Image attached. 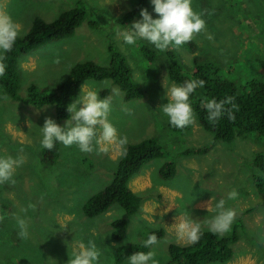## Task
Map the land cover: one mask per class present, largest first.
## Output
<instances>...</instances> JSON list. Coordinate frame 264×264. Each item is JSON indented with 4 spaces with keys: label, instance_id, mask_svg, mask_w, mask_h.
Returning a JSON list of instances; mask_svg holds the SVG:
<instances>
[{
    "label": "rangeland",
    "instance_id": "374dc122",
    "mask_svg": "<svg viewBox=\"0 0 264 264\" xmlns=\"http://www.w3.org/2000/svg\"><path fill=\"white\" fill-rule=\"evenodd\" d=\"M146 3L143 9L154 19L159 18L151 0ZM138 6V0H0V14L10 16L18 25L19 37L29 31L36 18L50 23L78 7L88 14L87 22L75 37L49 43L21 59V100L11 99L0 86V96L8 97L7 101L0 99V156L25 160L14 173L16 183L0 185V264H17L9 255L10 247L15 251L25 239L19 235L18 244H12L14 232L20 231L17 214L28 224L30 239H26L33 253L28 264H68L71 253L79 250L81 242L87 245L89 240L95 241L101 253L99 264H116L114 249L141 245L149 232L158 229L164 230V237L150 251L159 264H168L172 244H190L186 237L179 236L176 224L199 223L201 232L209 230L207 221L216 215L215 206L220 199H225L226 208L236 212L225 233L231 232L239 221L240 240L233 246V260L226 264H264V206L254 179L262 174L253 164L258 153L264 154V137L251 134L247 139L214 145V136L200 126L194 110V123L188 126L190 132L174 131L160 110L169 102L167 89L179 85L169 79L166 70L162 71L166 51L155 49V60L162 61L150 63L141 49L148 41L137 39L135 45H129L119 35L142 19L143 9L132 14ZM192 7L197 13L208 9L213 14L210 28L206 14L202 17L206 31L193 39L198 44L196 53L184 45L171 48L190 75L198 54L217 59L224 76H231L239 84L250 81L251 75L264 82V0H192ZM89 22L96 27L93 29ZM110 45L121 49L133 79L143 86L145 97L127 101L121 88L111 80H92L83 85L76 100L87 91H95L101 99L111 97L108 120L120 138H127V143L120 147L109 145L106 153H84L76 145L65 147L60 143L57 165L45 168L41 162L40 127L49 117L61 127L68 120H59L53 106L37 109L27 104L29 87L36 85L42 93H50L77 63L92 60L105 64ZM245 64L247 67H242ZM250 66L256 68L249 71ZM105 91L106 96L102 95ZM194 97L193 93L192 108ZM148 139L160 143L165 157L152 161L130 183L131 190L143 198L140 212L130 217L122 207L114 205L98 217L85 216V203L112 183L128 145ZM203 148H207L204 154L183 155L188 149ZM170 163L175 164L176 173L165 180L159 172ZM233 190L238 193L237 198L228 199ZM29 204L35 205V210L21 212ZM119 219L128 220L129 228L125 238L115 243L111 240L115 230L112 224Z\"/></svg>",
    "mask_w": 264,
    "mask_h": 264
},
{
    "label": "trees",
    "instance_id": "16d2710c",
    "mask_svg": "<svg viewBox=\"0 0 264 264\" xmlns=\"http://www.w3.org/2000/svg\"><path fill=\"white\" fill-rule=\"evenodd\" d=\"M138 3L139 6L137 10L132 12L133 15L147 4L146 0H138ZM87 16V11L83 7H78L63 13L58 19L50 23L41 18H36L29 31L25 35L18 37L12 51L6 53V73L3 77H0V86L5 89L11 99L16 101L22 99L19 94L21 59L49 43L75 37L77 30L87 22ZM206 18L209 23L208 28H210L211 16L206 13ZM120 21L124 23L125 19L122 18ZM89 24L93 29L96 27L93 22H89ZM196 43L192 40L184 44V46L194 54L198 47ZM171 48L166 51L165 59L162 61L160 59L155 60L156 48L154 45L149 42L141 45L143 54L150 63L152 61H162V71L166 70L170 77L169 79L179 85L188 80L203 79L206 81L203 88H199L198 91L194 92L193 110L200 126L214 136V145L222 142L232 143L237 138L247 139L251 134L264 137V82L262 80L257 79L255 75H251L250 81L245 84H239L231 76L229 78L224 76L223 66L217 59L198 54L194 60L193 72L190 75L188 68L182 66L185 64L181 63V60L175 51H171ZM120 52L121 49L110 45V56L105 64L96 63L92 60L77 63L71 68L67 78L50 93H42L36 85H31L28 89V97L25 99L26 103L37 109L53 106L56 117L59 120H68L71 118L70 113L67 111L68 106L79 97L83 85L92 80H111L114 85L121 88L127 101L143 99L145 97L143 86L133 79L132 70ZM176 58H178V61ZM251 64L256 65L254 62H251ZM256 66H250L247 70L250 71ZM242 67H247V64ZM107 94L108 92L106 91L102 93L104 96ZM228 97L234 98L233 103L236 105V109H233L235 120L230 121L227 115H223L216 123H210L207 119V110L202 107V100L216 99L219 102ZM230 106L228 105V107ZM171 127L173 126L171 125ZM173 128L174 131L180 134L190 132L189 127L183 129ZM206 151L207 148L188 149L183 155H199L204 154ZM60 155L59 142L55 143L51 151L43 148L41 152L42 165L45 168L55 167ZM164 157V148L156 139H148L128 145L118 163L112 183L103 191L93 195L85 203L83 207L85 216L88 218L98 217L108 212L114 205L122 207L130 217L138 214L142 208L143 198L131 190L130 183L135 177L140 175L148 164ZM253 164L258 172L262 174L261 176L256 175L254 179L264 206V154L258 153ZM175 173L176 166L173 163L167 164L159 172L160 176L165 180L173 178ZM238 226L239 221H236L230 230L231 232L227 234L204 230L201 232L198 242L190 243L186 246L172 244L169 247L170 261L168 264L229 263L234 258L233 246L240 240ZM112 227L115 230L111 240L115 243L121 242L127 235L129 221L126 219L116 220L113 222ZM14 234L15 239L12 240V244L16 245L18 244L16 239L19 237V232L16 230ZM151 234H155L158 241H160L164 237V230H153L149 232L147 237ZM28 239H24L20 247L16 248L15 251L10 247V259L17 264H28L33 255L29 250L30 243ZM150 249L145 248L144 243L132 245L114 249L113 256L116 264H122L133 253L139 251L148 252Z\"/></svg>",
    "mask_w": 264,
    "mask_h": 264
},
{
    "label": "clouds",
    "instance_id": "9594fccd",
    "mask_svg": "<svg viewBox=\"0 0 264 264\" xmlns=\"http://www.w3.org/2000/svg\"><path fill=\"white\" fill-rule=\"evenodd\" d=\"M151 2L159 18L154 19L146 8L141 10L142 19L135 21L129 30L119 33L126 44L135 45L137 39H142L154 45L160 52L167 51L170 47L179 48L191 42L196 35L206 31V21L202 17L206 13L213 14L208 10L197 13L192 7V0H151ZM18 37V25L10 16L0 14V77L6 73V53L12 51ZM56 62L58 63L59 60L57 59ZM205 84L206 81L203 79L188 80L181 85H172L167 89L169 102L160 110L168 117L173 127L183 129L194 123L190 97ZM0 99L7 101L8 97L3 95ZM233 100V97L219 102L216 99L202 100V107L207 110L209 122L214 124L223 115H227L230 121H234L233 109H236V105ZM79 104L83 107L78 109ZM228 105L231 106L228 107ZM67 111L71 119H68L65 127H61L50 117L45 120L44 126L40 127L43 148L51 151L55 143L59 142L65 147L76 145L84 153L94 151L106 153L109 145L120 147L127 143V138H120L117 129L108 120L111 111V97L101 99L95 91H87L71 103ZM24 162L23 157L14 159L11 156H0V185L15 184L14 173ZM237 196L238 193L235 190L228 193V199H235ZM225 204V199H220L215 206L216 215L207 221L209 230L213 233L223 234L229 231L235 220V210L226 208ZM28 209L35 210V205L29 204L28 208H22L21 212L27 213ZM15 219L20 229L19 235L22 238H28L26 219L18 214ZM176 226L181 238L186 237L190 243L198 242L201 234L199 223L179 222ZM157 243V236L151 234L144 241V247L151 248ZM100 256L101 253L95 241L89 240L87 245L81 242L79 250L71 253L68 264H99ZM128 264H159V261L155 259L153 251H139L129 256Z\"/></svg>",
    "mask_w": 264,
    "mask_h": 264
}]
</instances>
